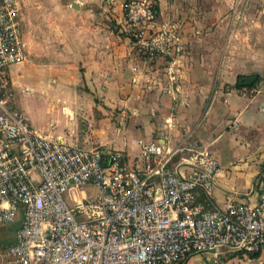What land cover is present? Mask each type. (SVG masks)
I'll use <instances>...</instances> for the list:
<instances>
[{"label": "built area", "instance_id": "built-area-1", "mask_svg": "<svg viewBox=\"0 0 264 264\" xmlns=\"http://www.w3.org/2000/svg\"><path fill=\"white\" fill-rule=\"evenodd\" d=\"M121 5L140 58L183 48L179 30L151 29L153 0ZM26 58L21 4L0 0V223L21 216L2 264H182L208 250L264 251V169L255 196L208 208L199 196L210 200L221 165L190 135L173 148L139 139L132 161L52 138L16 103L9 71Z\"/></svg>", "mask_w": 264, "mask_h": 264}, {"label": "crops", "instance_id": "crops-1", "mask_svg": "<svg viewBox=\"0 0 264 264\" xmlns=\"http://www.w3.org/2000/svg\"><path fill=\"white\" fill-rule=\"evenodd\" d=\"M122 1L110 6L105 0L60 4L59 14L72 17L59 25V38L73 75L69 82L61 76V88L51 91L55 97L48 104L57 116L37 129L71 144L121 149L130 161L139 154V139L160 138L165 147L173 148L190 135L221 165L208 207L255 196L258 174L264 169V79L253 86L235 83L240 76L264 74V48L248 43L253 41L250 33L242 35L249 48L239 43L236 18L228 19L229 33H221V21L227 20L220 17L222 9L247 8L252 2L153 0L156 18L151 29L179 30L183 48L172 56L143 60L125 32ZM24 17L23 13V38L25 29L28 36L35 29ZM247 22L264 26V19ZM214 24L218 27L212 30ZM22 102L16 99L27 116ZM200 199L207 201L203 194ZM20 219L18 214L12 222L0 223V264L7 261L4 253L15 240ZM182 264H264V251L242 255L208 250L190 254Z\"/></svg>", "mask_w": 264, "mask_h": 264}, {"label": "rangeland", "instance_id": "rangeland-1", "mask_svg": "<svg viewBox=\"0 0 264 264\" xmlns=\"http://www.w3.org/2000/svg\"><path fill=\"white\" fill-rule=\"evenodd\" d=\"M22 6L21 14L24 13L25 22L28 19L35 25V29L26 33L24 40L28 51L26 60L19 65V69L16 73L12 72L13 67H10V74L14 78V87L16 90V98L22 102V108L30 120L31 126L35 128L43 129L49 125V122L57 116L56 110L50 109L49 100L54 99L55 95L53 92L56 88H61L60 83L63 82L64 76L69 79L71 78L72 61L67 57L62 56L63 42L59 38L60 28L65 22H71L72 17L61 16L59 14V6L61 3L70 4L73 0H18ZM251 1L252 6L247 7L245 5L235 9H222L221 18L227 21H221V33H229V18H236L237 29L239 30V43L247 48L245 45L247 42L242 39V35L247 33L252 34V42L249 40L248 43H254V48H264V26L250 25L247 19H264V0H241V2ZM32 9L30 12L29 10ZM88 16V15H86ZM227 22V23H226ZM248 24V27L246 24ZM110 26L113 30H116L115 22L110 20ZM217 23V22H216ZM57 24V25H54ZM42 27V29L39 27ZM212 30L218 27L217 24L211 25ZM250 31V32H249ZM120 33V32H119ZM31 41L32 44L28 43ZM225 43V42H223ZM223 45V44H222ZM32 46V47H31ZM249 48V47H248ZM225 47L223 45L222 50ZM260 75V79H264V74ZM42 89L43 91H41ZM47 91V92H46ZM86 191V188H85ZM79 196V192L76 193Z\"/></svg>", "mask_w": 264, "mask_h": 264}, {"label": "water", "instance_id": "water-1", "mask_svg": "<svg viewBox=\"0 0 264 264\" xmlns=\"http://www.w3.org/2000/svg\"><path fill=\"white\" fill-rule=\"evenodd\" d=\"M74 4H75V2H73ZM72 3V4H73ZM256 80V76H254V75H251V76H240L239 78H238V81H237V83H238V85H240V86H250V85H252V83L254 82Z\"/></svg>", "mask_w": 264, "mask_h": 264}, {"label": "trees", "instance_id": "trees-1", "mask_svg": "<svg viewBox=\"0 0 264 264\" xmlns=\"http://www.w3.org/2000/svg\"><path fill=\"white\" fill-rule=\"evenodd\" d=\"M259 79H260V78H259V76H258V74H257V78H256V80H255V81L252 83V85H250V86L255 85V84L259 81ZM235 86H236V87H239L240 85H238V83L236 82V83H235ZM204 197H205V196H204ZM199 200H200L201 202L204 201L203 199H200V196H199ZM206 200H207V201H206L205 203H204V202H203V203L205 204L206 207H208L207 204L209 203V199H206ZM208 208H212V207H208ZM251 255H254V254H251Z\"/></svg>", "mask_w": 264, "mask_h": 264}]
</instances>
